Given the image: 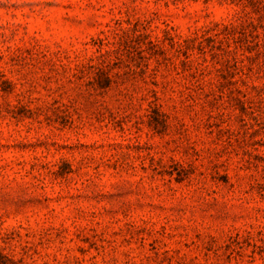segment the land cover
<instances>
[{"label":"rangeland","instance_id":"obj_1","mask_svg":"<svg viewBox=\"0 0 264 264\" xmlns=\"http://www.w3.org/2000/svg\"><path fill=\"white\" fill-rule=\"evenodd\" d=\"M0 264H264V0H0Z\"/></svg>","mask_w":264,"mask_h":264}]
</instances>
